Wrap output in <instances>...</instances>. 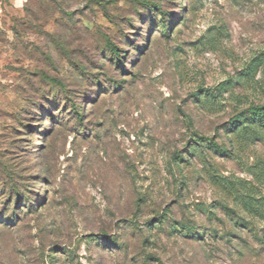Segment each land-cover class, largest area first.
<instances>
[{
    "label": "rangeland",
    "instance_id": "obj_1",
    "mask_svg": "<svg viewBox=\"0 0 264 264\" xmlns=\"http://www.w3.org/2000/svg\"><path fill=\"white\" fill-rule=\"evenodd\" d=\"M256 108L264 0H0V264H264Z\"/></svg>",
    "mask_w": 264,
    "mask_h": 264
},
{
    "label": "trees",
    "instance_id": "obj_2",
    "mask_svg": "<svg viewBox=\"0 0 264 264\" xmlns=\"http://www.w3.org/2000/svg\"><path fill=\"white\" fill-rule=\"evenodd\" d=\"M118 54V53H117ZM73 104H75V103H73ZM256 114L257 115H259V116H261V115H263L264 114V110L263 109H260V108H256ZM81 115V114H80ZM81 118V117H80ZM80 121H82V119L80 120ZM263 122V121H262ZM1 195H3L2 193H1ZM20 203H18L17 202V204L15 205V207L13 208V213L11 214V215H7V216H5V217H8V216H12V217H14V218H16V217H18L19 215V213H21V210L22 209H20V205H19ZM10 205H11V203L9 202V201H7V202H5L4 203V208H3V211L5 210V211H7L9 208H10Z\"/></svg>",
    "mask_w": 264,
    "mask_h": 264
}]
</instances>
